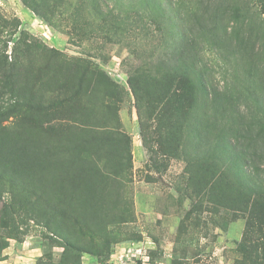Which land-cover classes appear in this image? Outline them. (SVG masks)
Instances as JSON below:
<instances>
[{"label": "rangeland", "instance_id": "1", "mask_svg": "<svg viewBox=\"0 0 264 264\" xmlns=\"http://www.w3.org/2000/svg\"><path fill=\"white\" fill-rule=\"evenodd\" d=\"M173 1L0 0V264L67 242L77 264H264V0L229 1L224 49L202 39L214 92L174 98L196 0Z\"/></svg>", "mask_w": 264, "mask_h": 264}, {"label": "trees", "instance_id": "2", "mask_svg": "<svg viewBox=\"0 0 264 264\" xmlns=\"http://www.w3.org/2000/svg\"><path fill=\"white\" fill-rule=\"evenodd\" d=\"M121 2V4H128L126 8H134L137 10H142L152 16L156 13V16H161L170 19L172 13L178 9L176 1L173 0H130L127 3L122 2V0H116ZM230 0H196L195 9L190 12L191 19L187 18L188 29L183 32L181 35L183 37L182 44V52L178 55V60L183 62V67L181 75L183 76V85L186 86L185 93H179L180 85L175 82L170 83V87L167 91L168 95H172L174 98L176 95H194L196 90L203 94L213 93L212 85L210 83V79L207 77V73L203 68L206 66H199L198 62L201 60V52L202 45L201 41L203 38L211 39L213 36L214 46H218V49H224L222 46V42L220 41V35L218 33L220 29V17L223 9L226 8L225 11H229L231 13L235 12L236 3L229 2ZM172 17L177 18V15H173ZM180 18V17H178ZM202 60L204 61L203 57ZM200 64V63H199ZM208 96V95H206ZM237 135V140L234 143V154L231 158L232 160H245L246 164L248 160L247 148L245 146L246 135L244 132H241L240 129L235 131ZM244 138V139H243ZM257 146V145H256ZM264 147V146H263ZM253 148V156L251 157V163L253 171H251L252 175L260 181V191H264V175L262 172H256L257 163L263 159L264 161V152L259 155V158H256L255 155L258 154L256 147ZM264 151V149H263ZM65 249L73 248L77 250L79 253L71 259L63 261V264H77L81 262L82 253L85 251L78 247V245L74 243L67 242L64 245Z\"/></svg>", "mask_w": 264, "mask_h": 264}, {"label": "built area", "instance_id": "3", "mask_svg": "<svg viewBox=\"0 0 264 264\" xmlns=\"http://www.w3.org/2000/svg\"><path fill=\"white\" fill-rule=\"evenodd\" d=\"M138 249H137V247H134V248H131L130 250H129V255L128 256H130L131 255V259H134V258H140L138 255H139V253H137L136 251H137ZM121 259L123 260V258H124V254H121ZM138 264H149V262L147 261V258H145V257H143V261L141 262V263H138Z\"/></svg>", "mask_w": 264, "mask_h": 264}]
</instances>
